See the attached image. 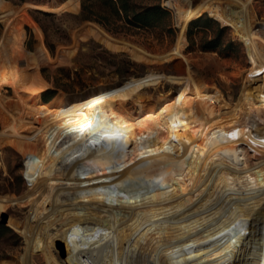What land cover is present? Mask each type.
<instances>
[{"label":"bare ground","instance_id":"obj_1","mask_svg":"<svg viewBox=\"0 0 264 264\" xmlns=\"http://www.w3.org/2000/svg\"><path fill=\"white\" fill-rule=\"evenodd\" d=\"M204 13L232 25L250 47L253 67L239 99L228 102L199 81L178 97L141 100L137 113L124 98L110 100L137 126L125 164L106 157L108 148H123L120 135L94 123L72 97L45 102L37 85L4 96L2 76L17 64L21 27L13 23L12 38L0 35V148L23 153L42 187L27 221L1 213L27 242L0 264H34L36 253L47 264H264V31L251 1L192 2L175 46L164 52L97 24L89 30L136 58L164 61L183 56L187 24ZM0 18L13 22L3 0ZM37 52L38 62L49 56Z\"/></svg>","mask_w":264,"mask_h":264},{"label":"rangeland","instance_id":"obj_2","mask_svg":"<svg viewBox=\"0 0 264 264\" xmlns=\"http://www.w3.org/2000/svg\"><path fill=\"white\" fill-rule=\"evenodd\" d=\"M157 1L170 10L169 21L160 26L139 28L126 23L124 18L117 19L112 25H106L91 18H81L82 0L78 10L64 9L56 4L51 5L49 0H3L7 5L9 20L13 22L5 25V21L0 18V35L5 34L12 38L15 35L14 30L10 29L13 23L16 22L21 27L16 41L17 64L11 69L30 70L32 67L33 73L40 70L42 79L45 80V84L35 79L34 83H23L14 89L10 86L6 88L2 81L4 96L18 97L28 87L37 85L41 90L42 99L45 94L50 97L48 101H51L57 94L63 93L72 97L78 109L84 112L89 111L86 107L91 105L105 108V113L110 119L105 120L107 123H104L107 130L112 135L127 136V139H122L124 144L122 149L108 148L106 157L116 164H125L129 160V147L137 133V126L135 120L125 111L116 108L117 104L110 106V100L115 102L118 98H124L129 109L137 113L140 110L141 100L178 97L186 89L194 88L196 82L202 81L219 88L228 102L237 101L242 92L243 78L253 67L250 47L232 25L225 24L208 13L189 21L185 32L186 42L182 49L183 56H173L164 61L151 62L136 58L131 55L129 49L110 47L84 29L85 24L90 21L89 24L99 25L113 37L133 41L150 52L169 50L175 46L178 38L179 28L176 17L180 26L183 12L196 0H170L169 4L174 5L173 8L166 5L167 0H142L145 3ZM250 1L259 23L256 28L264 31V0ZM39 8L57 11V14L64 16L62 18L46 17L35 12ZM196 19L198 24L194 25L192 32L189 33L190 23ZM28 27L33 33L31 46L27 44ZM45 27L55 42L54 53L46 44ZM23 30L25 31L24 42L20 39ZM214 37H218V46L203 47L207 40ZM38 38L41 41L42 38L44 39L45 45L41 42L39 47L44 48L49 56L43 57L40 65H35ZM109 62L115 63L113 65ZM124 63H129V68L124 74H120L117 68ZM45 65L50 66L53 73L57 68L65 67V72L70 74V77L65 80L73 82L74 90L58 87L52 91L53 83L45 78L41 70ZM258 72L260 74L256 82L260 83L263 74ZM126 76L128 77L125 80L117 82ZM141 79H145V82L141 84V88H137V83ZM80 81L84 82V85L79 83ZM121 83H126L127 88L122 89ZM98 100L106 101L107 105L100 106ZM222 129L215 127L221 135L225 134ZM2 130L3 124L0 121V132ZM231 154L236 155L234 152ZM183 173L179 176L184 177ZM183 179L187 181V177ZM41 189L33 167L23 153L12 145L2 146L0 148V262L11 261L13 257L23 253L27 242L22 233L4 221L1 213L27 221ZM57 242L58 250L63 254L62 239H58ZM32 260L34 264H47L40 253L33 254Z\"/></svg>","mask_w":264,"mask_h":264},{"label":"trees","instance_id":"obj_3","mask_svg":"<svg viewBox=\"0 0 264 264\" xmlns=\"http://www.w3.org/2000/svg\"><path fill=\"white\" fill-rule=\"evenodd\" d=\"M169 1L170 0H167L168 4ZM49 3L51 5L54 4L61 5L64 9L78 10L80 8V0H49ZM169 5L172 8L174 6L171 4ZM35 12H38V14L50 18H57V17L62 18V16H64L63 14L59 15L56 12L42 10V9L35 10ZM169 15H170V10L167 7L163 6L161 2L158 1L154 3H145L142 2V0H82L81 18L95 19L106 25H112L117 19L124 18V21H126V23L134 27H139V28L155 27V26H160L164 22H168ZM198 19L190 23L189 33L192 32L193 26L198 24L196 23ZM207 19L210 20L209 18ZM28 34L29 36H28L27 44L31 46L33 41V33L30 27H28ZM45 35H46V44L50 48L51 52L54 53L55 42L52 40L51 34L46 27H45ZM217 38L218 37H214L211 38L210 40H207L203 45V47L213 48L218 46L219 40ZM20 39L23 40L24 42L25 40L24 30L22 31ZM121 54L123 55V53H120V55ZM109 63L113 64L115 62H109ZM35 65H40V62H38L37 57H36ZM128 68H129V63L126 64L124 63L122 64L121 67L117 68L118 69L117 71L120 74H124ZM41 70L45 78H47L49 81L53 83L54 88L52 89V91H54L58 87L64 88L66 90H74L75 85L73 84V82H68L65 80V78L70 77V74L65 72V67L57 68L55 73L52 72V69L48 65L42 66ZM143 75L144 73L141 74L142 78ZM35 79L38 82H42L45 84V80L42 79L40 70H37L33 73L32 67L30 70L19 69V68L10 69L6 71L2 76V81L5 83L6 88L10 86L12 87V89L16 88L17 86L23 83H29V84L34 83L36 82ZM143 82H145V79H141V81L137 83L138 85L137 88L139 87L141 88V84H143ZM79 83L84 85V82L82 81H80ZM120 86L122 87V89H126L128 85L126 83H121ZM43 99L45 102H47L50 99V97L44 94ZM97 102L100 106L107 105L106 101L104 100H98ZM88 107L86 108L89 111H85V112L92 119L94 123L104 124L107 123L108 120H110L107 114L105 113V108L97 107L94 105ZM120 137L124 140L127 139V136L125 134L120 135Z\"/></svg>","mask_w":264,"mask_h":264},{"label":"water","instance_id":"obj_4","mask_svg":"<svg viewBox=\"0 0 264 264\" xmlns=\"http://www.w3.org/2000/svg\"><path fill=\"white\" fill-rule=\"evenodd\" d=\"M166 5H168V6H170L169 4H168V2L166 1ZM39 9H41V8H39ZM42 10H46V9H42ZM47 11H50V10H47ZM52 12H57V11H52ZM210 15V14H209ZM175 16H176V14H175ZM191 21V20H190ZM88 22H90V21H88ZM176 23H177V26H178V28L180 27L179 26V24H178V20H177V17H176ZM189 23V22H188ZM91 24H85V27H84V29H86V31H88L89 33H90V30H89V26H90ZM188 25V24H187ZM179 31V30H178ZM80 32H81V30H80ZM100 40V39H99ZM102 41V40H101ZM41 42H43L44 43V45H45V41H44V39L42 38V41L40 40V38H38V43H37V45H36V47L37 48H39V46H40V44H41ZM103 42V41H102ZM123 49H126V48H123ZM170 50V49H169ZM165 51H168V50H165ZM162 52H164V51H162ZM130 53H131V55H133L134 56V54L132 53V51H130ZM135 57V56H134ZM129 76H131V75H129ZM128 76H126V77H124V78H122L121 80H119V81H117V82H120V81H123V80H125V78H127ZM4 221H6V219L4 218Z\"/></svg>","mask_w":264,"mask_h":264}]
</instances>
